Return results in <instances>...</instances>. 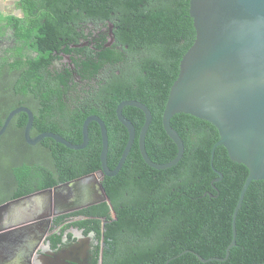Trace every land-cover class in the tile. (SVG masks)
Here are the masks:
<instances>
[{"label":"trees","instance_id":"16d2710c","mask_svg":"<svg viewBox=\"0 0 264 264\" xmlns=\"http://www.w3.org/2000/svg\"><path fill=\"white\" fill-rule=\"evenodd\" d=\"M19 6L22 13L7 17L6 24L15 27L23 43L31 37L34 55L66 52L63 44L55 46L59 37L66 48L79 45L69 52L82 76L75 95L63 89L44 94V83L37 77L29 104L34 112L32 136L53 131L81 143L84 120L99 115L108 128V163L114 168L129 138L116 109L121 101L136 99L153 114L146 137L151 158L167 162L175 157L177 146L166 133L162 116L180 60L196 37L190 0H20ZM9 73V63L0 62V128L18 105ZM123 112L134 122L137 137L119 173L102 179L110 201L74 212L90 217L98 240L104 235L106 244L103 250L96 246L94 264H99L101 254L102 264H166L169 259L168 264H264V180L252 181L245 194L237 216V245L229 257L203 262L184 251L192 249L204 258L226 255L233 238V212L248 168L218 146L214 167L223 178L215 181L220 174L211 165V151L219 132L212 136L200 131L193 139L185 123L195 116L177 113L172 125L183 137L184 155L171 168L155 169L139 148L144 112L134 106H125ZM55 115H60L59 122ZM27 120L24 112L15 115L0 136V203L30 193L21 185L34 168H42L49 178L59 177L43 187L101 169L102 136L97 122L89 126L88 145L75 150L50 137L29 144L24 135Z\"/></svg>","mask_w":264,"mask_h":264},{"label":"water","instance_id":"95a60500","mask_svg":"<svg viewBox=\"0 0 264 264\" xmlns=\"http://www.w3.org/2000/svg\"><path fill=\"white\" fill-rule=\"evenodd\" d=\"M189 14L193 19L196 37L180 60L179 73L171 85L162 116L165 131L177 146L175 157L167 162H157L149 155L146 137L153 114L149 106L140 100L126 99L117 106V117L127 128L129 138L114 168L108 163V128L99 115L92 114L84 120L83 141L74 143L53 131L32 136L34 112L29 107L19 106L5 118L0 136L5 133L17 113L25 112L28 120L24 135L29 144L36 145L50 137L68 148L79 150L88 145L89 126L95 121L100 126L102 136V167L54 187L6 201L0 204V213L23 208V202L38 193H45L48 198L53 196L59 203L58 211L51 215L110 201L102 179L119 173L137 137L134 122L123 112L125 106L137 107L145 114V122L138 138L145 162L155 169L175 166L184 155L185 144L179 131L172 125V118L177 113H185L210 122L219 132V139L211 151V165L220 174L215 181L223 178V174L214 167L218 146H224L233 161L243 163L249 170L233 212V238L226 255L204 258L192 249L184 251L194 253L203 262L226 260L229 257L231 249L237 245V216L245 194L252 181L264 180V0H190ZM110 44L111 42L107 45ZM86 247L87 245L82 248L85 252ZM65 259L77 263L75 260Z\"/></svg>","mask_w":264,"mask_h":264},{"label":"flooded vegetation","instance_id":"af4514ba","mask_svg":"<svg viewBox=\"0 0 264 264\" xmlns=\"http://www.w3.org/2000/svg\"><path fill=\"white\" fill-rule=\"evenodd\" d=\"M88 32L89 29L86 34ZM111 41H114V37ZM60 43L63 44L61 49L66 52L54 50L51 57H48L46 52L44 56L38 57L37 54H33L31 37L26 38L23 43L17 36L15 27L0 24V62L9 63L11 69L9 78L15 93V101L18 102L17 107L30 108L33 91L37 90L38 76L41 77V84L44 83V94H48L49 91L58 94L63 89L75 95L82 83V76L76 64L77 59L69 52L76 51L79 45H74L73 49L66 48L63 37H59L55 46H59ZM49 58L50 62H48ZM34 70L37 72L35 73ZM63 80L67 82L63 84ZM50 82H52L51 88H49ZM54 101L59 104L58 97ZM53 117L56 121H60V115ZM185 127L193 139L198 137L200 131L208 132L212 136L218 133L216 128L196 117H188ZM58 178H49L42 168H34L21 188L30 190V193L39 192L49 188L43 187V184ZM23 204V208L0 213V264H75L65 258L75 260L76 264H94L96 246L100 244V249L103 250L106 243L104 235L98 240L97 231L89 222L90 217L74 213L78 210L51 215L58 211L59 203L53 196L48 198L45 193L33 195ZM62 215L66 217H60ZM105 224L106 222H103L102 233ZM85 245L87 252L82 250ZM99 264H102L101 260Z\"/></svg>","mask_w":264,"mask_h":264},{"label":"crops","instance_id":"0c3cea01","mask_svg":"<svg viewBox=\"0 0 264 264\" xmlns=\"http://www.w3.org/2000/svg\"><path fill=\"white\" fill-rule=\"evenodd\" d=\"M20 0H0V24H6L7 17L18 16L22 13Z\"/></svg>","mask_w":264,"mask_h":264}]
</instances>
